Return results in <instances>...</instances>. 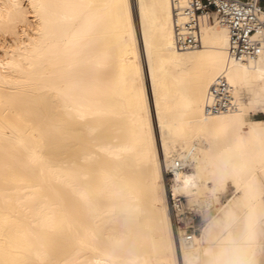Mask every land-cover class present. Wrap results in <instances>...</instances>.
<instances>
[{"label": "bare ground", "instance_id": "1", "mask_svg": "<svg viewBox=\"0 0 264 264\" xmlns=\"http://www.w3.org/2000/svg\"><path fill=\"white\" fill-rule=\"evenodd\" d=\"M174 34L172 0H0V264L264 263V119L236 95L264 115V52ZM221 75L238 110L209 115ZM165 170L184 214L236 186L191 240Z\"/></svg>", "mask_w": 264, "mask_h": 264}, {"label": "built area", "instance_id": "2", "mask_svg": "<svg viewBox=\"0 0 264 264\" xmlns=\"http://www.w3.org/2000/svg\"><path fill=\"white\" fill-rule=\"evenodd\" d=\"M172 8L174 40L179 50H193L201 46V26L209 22L228 28L229 51L234 58L245 61L264 52V0H172ZM237 110L233 87L225 75H221L207 93L205 111L209 115H220ZM170 198L176 219L182 220L191 213L189 210L183 213L185 203L182 196L171 192ZM184 229L188 240H191L195 230L187 224Z\"/></svg>", "mask_w": 264, "mask_h": 264}, {"label": "rangeland", "instance_id": "3", "mask_svg": "<svg viewBox=\"0 0 264 264\" xmlns=\"http://www.w3.org/2000/svg\"><path fill=\"white\" fill-rule=\"evenodd\" d=\"M210 25V24H207ZM237 97L241 105L244 107L249 108V110H256L253 112L252 115L248 117V119H258L262 120L264 119V115L261 113L262 109H252L250 106V99H251V91L248 88H239L237 91ZM188 170H192V167H190ZM165 182L166 186L169 190V198H170V191L172 189L173 180H172V174L168 173L165 170ZM216 184L218 185L219 189L221 190V194L218 196H212L214 200V206L210 207L209 209H205L204 207H198V210H190L191 213L186 214V217L182 220L176 219V216L174 215L172 211V218L173 223L176 231V235L178 236V230L183 227L184 225H191L192 230H195L196 235H200L203 230L211 225L212 223H216V219L221 214L222 206L226 205L228 203V199L233 196V193L236 190V186L234 183L228 181L226 179V175L224 173H219L218 177L216 179ZM182 197L184 199V203L188 206L189 198L186 197L185 194H182ZM170 204H171V198H170ZM172 210V207H171ZM225 228L220 225V228H218V232L220 234L226 233L224 230ZM176 236V239L178 240V237ZM264 264V263H263Z\"/></svg>", "mask_w": 264, "mask_h": 264}]
</instances>
